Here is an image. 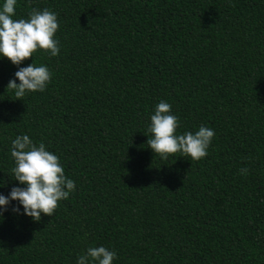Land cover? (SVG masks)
Wrapping results in <instances>:
<instances>
[{
    "label": "trees",
    "instance_id": "1",
    "mask_svg": "<svg viewBox=\"0 0 264 264\" xmlns=\"http://www.w3.org/2000/svg\"><path fill=\"white\" fill-rule=\"evenodd\" d=\"M32 8L57 14L60 51L21 63L52 74L21 100L0 58V193L20 134L76 188L39 221L5 212L0 264H75L100 244L113 264H264V0H17L14 18ZM160 100L178 133L214 130L207 156L148 148Z\"/></svg>",
    "mask_w": 264,
    "mask_h": 264
},
{
    "label": "clouds",
    "instance_id": "2",
    "mask_svg": "<svg viewBox=\"0 0 264 264\" xmlns=\"http://www.w3.org/2000/svg\"><path fill=\"white\" fill-rule=\"evenodd\" d=\"M16 4L17 0H0V58L16 66L5 88L21 100L31 92H43L48 85L52 74L45 64L20 65L38 50L50 57L59 54V41L55 38L59 25L57 14L47 8H32L27 19H15ZM178 127L179 118L171 111V105L164 100L156 103L146 125V142L154 155L165 160L170 154L179 153V157L187 156L193 161L207 156L214 130L201 124L195 131L178 133ZM9 153L12 180L17 185L7 195L0 193V223L5 212L32 221H39L42 214L51 216L58 202L67 199L76 188L75 182L66 177L59 157L47 150L44 142L34 143L27 134L11 139ZM247 171L239 169L241 175ZM116 255L115 250L103 244L89 246L77 253L75 264H113Z\"/></svg>",
    "mask_w": 264,
    "mask_h": 264
}]
</instances>
